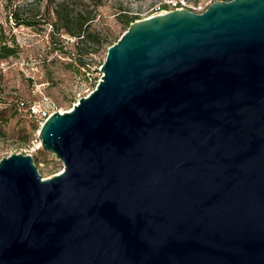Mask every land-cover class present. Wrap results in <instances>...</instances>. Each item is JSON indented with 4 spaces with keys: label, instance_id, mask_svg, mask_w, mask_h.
Wrapping results in <instances>:
<instances>
[{
    "label": "water",
    "instance_id": "95a60500",
    "mask_svg": "<svg viewBox=\"0 0 264 264\" xmlns=\"http://www.w3.org/2000/svg\"><path fill=\"white\" fill-rule=\"evenodd\" d=\"M92 90L0 158V264H264V0L128 23Z\"/></svg>",
    "mask_w": 264,
    "mask_h": 264
},
{
    "label": "rangeland",
    "instance_id": "374dc122",
    "mask_svg": "<svg viewBox=\"0 0 264 264\" xmlns=\"http://www.w3.org/2000/svg\"><path fill=\"white\" fill-rule=\"evenodd\" d=\"M156 0H0V26L6 43L16 44L17 53L0 59V120L3 136L0 137V158L11 153L30 154L32 162L41 178L50 177L61 170V162L51 152L35 148L38 142L39 123L15 108V100L26 102L42 100L43 106L52 111H66L76 100L85 96L97 83L100 73L97 68L105 55L103 43L95 52L84 59L89 70L76 72V54L81 46L66 33L50 34V26L45 23L34 30L13 23L9 11L16 15H37L47 20V11L64 2L75 10L87 7L92 9L93 19L90 30L97 31L100 38L114 40L125 30L122 24L124 15L131 16L135 8ZM204 3L214 0H188ZM50 18H52V13ZM116 38V39H117ZM52 41L61 42V51L52 47ZM116 41V40H115ZM114 42V41H113ZM74 57H69L68 53ZM71 60L75 63L72 64ZM37 121V122H36Z\"/></svg>",
    "mask_w": 264,
    "mask_h": 264
},
{
    "label": "trees",
    "instance_id": "16d2710c",
    "mask_svg": "<svg viewBox=\"0 0 264 264\" xmlns=\"http://www.w3.org/2000/svg\"><path fill=\"white\" fill-rule=\"evenodd\" d=\"M52 13V18H50V13ZM91 8H83V10L78 9L75 10L74 8H70L69 5H67L64 2H60L53 6V8H50L47 11V20H41L40 14L37 15H16L15 10L12 9L9 11V16L12 18V21L16 25H23L25 27H30L34 30H38V27L40 25H43L47 23L50 26V34H60L61 32L71 35L75 41L76 46H81V49H79V52H77V58L76 63L71 60V63L76 65V72H78L79 69H83L82 73H86L89 70V64L84 61V59L87 57L88 54L95 52L103 43H107L106 47L113 43V41L116 40V38L112 41L107 40L106 37L100 38V34L97 31L90 30V22L94 18L92 14ZM137 17L134 15L126 16L124 15L122 18V24L126 27L128 26V23L132 20L136 19ZM61 42H54L52 41V48L54 50L61 51ZM17 46L16 44H8L6 43L2 28L0 26V59H6L10 56H15L17 53ZM69 57L72 59L74 55L72 53L67 52ZM21 99L15 100V108L20 110L17 107L18 101ZM26 102V101H25ZM25 113V112H24ZM26 114V113H25ZM27 116V115H26ZM34 118V117H31ZM37 122V121H36ZM5 123V120L1 118L0 120V137L3 136V128L2 124Z\"/></svg>",
    "mask_w": 264,
    "mask_h": 264
},
{
    "label": "built area",
    "instance_id": "2783aa9c",
    "mask_svg": "<svg viewBox=\"0 0 264 264\" xmlns=\"http://www.w3.org/2000/svg\"><path fill=\"white\" fill-rule=\"evenodd\" d=\"M210 1L204 3H192L188 0H156L150 4L142 7L135 8V11L131 14L138 18H143L157 13L167 12L173 9L186 8L190 11L200 13ZM17 107L26 113L28 117H34L39 125L47 117L50 112L43 106L42 100H36L32 102H25L23 100L18 101ZM39 147V139L35 148Z\"/></svg>",
    "mask_w": 264,
    "mask_h": 264
},
{
    "label": "bare ground",
    "instance_id": "6f19581e",
    "mask_svg": "<svg viewBox=\"0 0 264 264\" xmlns=\"http://www.w3.org/2000/svg\"><path fill=\"white\" fill-rule=\"evenodd\" d=\"M60 112V111H59Z\"/></svg>",
    "mask_w": 264,
    "mask_h": 264
}]
</instances>
